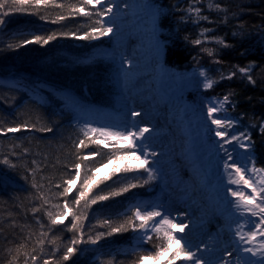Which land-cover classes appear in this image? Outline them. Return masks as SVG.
<instances>
[{
	"label": "trees",
	"instance_id": "16d2710c",
	"mask_svg": "<svg viewBox=\"0 0 264 264\" xmlns=\"http://www.w3.org/2000/svg\"><path fill=\"white\" fill-rule=\"evenodd\" d=\"M152 1L164 11L160 18L165 32L163 63L177 70L206 71L218 81L208 90L209 97L222 99L231 94L228 109L249 127L256 166L264 167V132L260 131L264 125V0ZM209 4L213 7L209 8ZM82 5L83 0H55L47 7L12 12L5 18V25L0 26V128L29 125L19 132L0 133V264H24L25 260L32 264L33 255L37 258L35 264H43L44 260L49 264H90L95 253L99 264H136L140 256L158 261L170 252L168 249L155 257V251L163 247L155 236L144 251L137 250L132 243L137 231L128 228L101 237L94 245L96 249L91 247L93 244L81 243L73 257L62 260L66 247L71 246L79 231L70 230L71 216L62 225H52L48 212L54 218L67 203L81 217L77 223L86 241L89 236L95 238L99 233L110 232L112 227L126 225L133 210H127V205L120 204L117 198L131 190L151 187H141L136 182V187L120 196L90 204L96 195H107L130 184L126 183L129 176L125 173L99 183L96 171L101 166L111 161L125 164V157H119L123 149L101 143L93 135L85 137L76 111L67 105L63 95L65 91L80 94L86 90L99 103L108 100L102 90L104 71L99 60L86 61L85 53L76 52L78 44L85 48L99 39L84 38L86 32L99 26L95 15H76L74 10ZM190 6L199 8V15L208 19L193 22L197 14L187 12ZM84 7L85 11L91 10ZM60 16L64 19H57ZM204 29L211 31L201 35ZM53 33L56 39L46 45L8 47L36 35L47 38ZM213 37L223 38L228 46L219 45ZM196 39L202 43L193 44ZM205 48L212 49V53L203 51ZM237 67H249L254 83L242 76ZM232 72H236L234 77L221 79ZM12 73L15 77L10 81L6 77ZM33 124L35 128L31 127ZM43 128L51 131H41ZM81 140L85 146L80 145ZM5 159L9 163H4ZM88 176L92 177L87 197L90 206L85 208L84 200L74 205ZM68 180H77V184L70 186L72 190L67 195H61L69 187ZM13 256L17 257L15 261Z\"/></svg>",
	"mask_w": 264,
	"mask_h": 264
},
{
	"label": "bare ground",
	"instance_id": "6f19581e",
	"mask_svg": "<svg viewBox=\"0 0 264 264\" xmlns=\"http://www.w3.org/2000/svg\"><path fill=\"white\" fill-rule=\"evenodd\" d=\"M110 2L118 5L109 22H114L111 35L122 54L126 71L121 85L127 95L123 103L136 101L134 107L125 109V114L140 113L134 117L140 120L139 128L151 130L143 145L150 156L159 154L163 163L158 179V186L163 190L159 203L170 202L177 226L189 225L180 234L191 241L193 250L195 246L200 247L198 255L205 264H224L225 260L235 261L238 257L242 260L246 254L237 250L235 240L238 238L233 232L237 221L245 223V219L240 218L229 203L235 198L226 194V178L220 167L223 155L217 153L207 120L197 115L188 101L186 83L160 65L163 57L159 53L156 24L145 7L146 2ZM150 143L152 147H148ZM229 187L236 190V186ZM250 192L251 189H247L245 195ZM248 230L249 227H245V231ZM227 251L233 252L231 258L226 256Z\"/></svg>",
	"mask_w": 264,
	"mask_h": 264
},
{
	"label": "snow or ice",
	"instance_id": "6c2138e0",
	"mask_svg": "<svg viewBox=\"0 0 264 264\" xmlns=\"http://www.w3.org/2000/svg\"><path fill=\"white\" fill-rule=\"evenodd\" d=\"M50 4H55V0H0V26L5 25L6 17L12 12H28L29 7L39 8L41 6L47 7ZM105 4L107 6L105 7ZM84 5L93 6L92 10L85 11ZM95 6H99L98 8ZM7 7V10L4 11ZM63 7V5H60ZM118 7L117 4H113L110 0H83V5L78 9H75L76 15L83 14L91 18L93 15L99 17L95 21V24L99 25V29L93 28L91 31L86 32L84 38L86 39H96L98 37L105 36L109 33H113V24L114 22H109L104 20V17H110L114 14L115 9ZM127 7V5H126ZM145 7L148 8L153 16V23L155 25L156 18L161 14L160 9H156L154 4H145ZM209 8H212L213 5L209 4ZM217 9L220 8V5H215ZM189 14L195 12L197 14L196 20L193 22H198L199 20H207L208 17L200 16L199 8L189 7L187 9ZM42 19L44 17H41ZM57 19L63 20L64 17L60 16ZM211 31L210 29H204L201 35L204 33ZM71 35H75V33H71ZM56 34L53 33L48 35L47 38L43 36L36 35L33 39L22 40L19 44H9V48H19L22 46H26L32 43L46 45L49 41L55 40ZM219 45L227 47L228 45L225 43L223 38L213 37ZM195 45H200L202 41L200 39H196L192 41ZM203 51L211 54L212 49L205 48ZM159 63V60L157 61ZM131 64V62H129ZM121 66L123 67V60H121ZM237 71L245 76L250 82H253L252 76L250 75L249 67H237ZM236 75V72H232L228 77L224 78H232ZM175 76V73H174ZM199 79L196 80L195 85L197 89H200L202 86L203 89L209 90L212 89L214 83L218 81H214L209 77L206 71L198 72ZM231 94H225L222 99H218L216 101H210L209 105L204 109L205 119L209 124V132L216 138H218L215 143L217 146V153H223V156L220 159V167L223 169L224 177L226 178L225 191L226 194H230L231 197H234L235 200L229 201L230 205L234 206V212L239 213L240 218L245 219V223H239L237 221V226L233 232L235 238V244L237 246V250L243 255V259L241 260L239 257L235 260H225L224 264H264V167H257L256 161L253 158L252 147L253 142L251 140V133L246 131H238L239 121L235 118H232L228 115V105L231 103L230 101ZM132 116H139L140 113L132 112ZM214 126V127H213ZM28 124H21L16 128H0V133L7 132H19L21 129L28 128ZM32 128L36 126L31 125ZM41 131H51L50 128L40 129ZM150 129L148 127L136 128L135 125L131 129H125L124 131H111L108 129H96L92 128L91 125H86V130L84 131L85 137L88 136L89 132L97 133L106 138L108 137H118L120 139L128 140L131 143V148L137 151L143 152L144 146L143 141L147 139L146 134L150 133ZM261 132H264V125L261 126ZM232 133L229 135V133ZM102 143V141H101ZM81 146L84 145V141H80ZM232 147V151H229V147ZM243 150L244 156L242 159H238L233 155L236 148ZM27 151V149H25ZM153 156L156 153H152ZM136 159H140L139 156H136ZM4 163H9L7 159L4 160ZM15 167V165H12ZM75 167H79V165H75ZM139 168L145 169L148 173L147 180L144 181L145 184L149 183V181L156 178L153 173V169L147 166V159L145 157L144 163L138 166ZM125 171H129L130 169L125 168ZM79 173H77V176ZM247 177V178H246ZM92 177L88 176L84 179V182L81 186V190L78 193V196L74 198V205H80L81 200L85 201L84 207H89L88 202V190H90ZM107 179V178H105ZM99 183H104V180H101ZM67 184L69 187H66L61 195H67L72 189L71 184L72 180H68ZM231 186H236V190H233ZM246 186V187H245ZM136 187L135 184H131L128 187L121 188L119 191L110 192L107 195H96L91 199L90 204H96L97 201H105L108 200L110 196H120L124 192H128L129 188ZM247 189H251V192L248 195H245V191ZM63 211H60L58 215L53 218V213L48 212V216L51 218L52 225H62L65 220L68 219L69 216L72 217L71 229L79 231V235L74 237L71 241V246H67L66 250L63 253L62 260L67 261L70 257H73L77 252V245L81 243H90L95 245L101 237L108 235L111 236L113 233H119L123 231H127L128 228L133 229L134 231L142 232V240H146L151 242L152 235H149L151 232L153 235H156L157 238H160L162 233L164 242L163 247L160 248L159 251H155V257L159 258V256L168 251L171 248L172 244L175 243L180 245L173 252V260L182 259L185 264H205L201 255L198 253L201 252L199 246H195V250H193L194 246L191 241L187 240L184 236H178L177 232H173V228H177L179 233H184L185 229L189 227L188 224L181 223L180 225H176L174 223L175 217L171 215V209L164 207L163 205L156 204L151 206V210L148 207H144L143 210L141 206H136L132 216L127 220L126 225L121 224L119 227H112L110 232L107 233H99L95 236V238L89 236L85 241L84 233L80 230L78 221H80L81 217L76 215L75 212L72 211L68 207V204L65 203L63 205ZM163 209V211H161ZM34 211H38L34 210ZM182 216H187V213H181ZM252 218H257L253 220ZM139 221V223H137ZM105 224L110 225V221H104ZM245 227H249L248 231H245ZM184 240V244L181 245L180 241ZM43 245L44 241L41 240L39 242ZM51 243H55V241H51ZM204 248H207V245H204ZM42 251V250H41ZM181 253H184L183 257H181ZM25 255H28L27 253ZM226 256L231 258L233 256L232 251H227ZM145 257L140 256L136 262V264H142V261ZM13 261L17 259L16 256H13ZM32 264H35L36 256H32ZM11 264V262H10ZM24 264H29L28 260L24 261ZM43 264H49L48 260H44ZM108 264H112V261H108Z\"/></svg>",
	"mask_w": 264,
	"mask_h": 264
},
{
	"label": "rangeland",
	"instance_id": "374dc122",
	"mask_svg": "<svg viewBox=\"0 0 264 264\" xmlns=\"http://www.w3.org/2000/svg\"><path fill=\"white\" fill-rule=\"evenodd\" d=\"M146 2V4H154L156 9L161 10V14L156 18V35H157V42L159 44V53L161 57L164 55L165 49V38L163 37L165 32L164 29L161 27L160 18L163 14V10L156 5L152 0H141ZM88 6V5H86ZM91 10L93 6H88ZM99 7V6H95ZM96 19H99L98 16L95 15ZM110 17H104V20H109ZM99 26V25H98ZM109 33L105 36L99 37L95 41H92L89 45L85 48H82L79 44L76 46V52L85 53L86 61L91 59L99 60L101 66L103 67V74H101L102 80V90L107 95L108 100L105 101H95L93 97H91L88 91H82V93H74L72 91H65L63 92L65 102L70 108H74L76 111L75 117L78 120V124L81 129L84 131L86 130V125H91L92 128L96 129H108L111 131H124L125 129H131L132 123H135V127L139 128V121L134 116L125 114V109H130L136 105V101H132L130 103H123V98H125L126 93L121 90V85L123 84V75L126 73L124 66H121L122 54L119 52V47L113 41V37ZM90 51V52H88ZM88 53L91 55L87 56ZM161 66H166L163 62H160ZM168 70L172 73H175L177 79L183 81L187 85L186 95L188 96V101L190 102L191 106L196 109L197 115L201 116V118L205 119L204 109L209 105L210 101H216L221 98L217 97H209L211 96L208 90H205L200 87V89L196 88L195 82L198 77L199 71H204L202 69H186V70H177L175 68H171L166 66ZM14 75L9 74L6 78L14 80ZM39 92V91H37ZM187 102V101H186ZM133 112V111H132ZM131 112V113H132ZM228 115L232 118H235L239 121L238 124V131H249L248 126H244L239 117L234 116L230 110L228 109ZM214 127V126H213ZM89 135H93L94 137L100 138V141L104 143H112L118 149H123L122 155L119 157H125V164L117 163V162H108L105 165L101 166L96 173L98 174V179L104 180L105 182L110 180L113 176L118 177L121 173H125L129 176V180L126 182L127 184H133L139 182L141 187L151 186L148 189L141 190V191H134L131 190L127 195L119 197L120 204L127 205V210L131 211L135 209L136 206H141L142 210L144 207H148L151 210L152 205L160 204L159 197L163 194V190H160L158 186V179L161 175V170L163 168V163L159 159L158 155H151L148 153V148L144 147V151L140 152L135 149L131 148V143L128 140L120 139L118 137H104L97 133L89 132ZM232 133L230 132L229 135ZM217 140L218 138L215 137ZM213 143H215V140ZM216 144V143H215ZM144 146V145H143ZM148 147H152L151 143ZM229 147V151H231L232 147ZM216 151V150H215ZM252 151V150H251ZM223 155V153H222ZM235 156L242 159L244 156L243 150L239 149L238 147L234 153ZM136 156H139L140 159H136ZM145 157L147 159V166L153 169V173L156 176L155 179L149 181V183L145 184L144 181L148 178V173L143 168H139L138 166L144 163ZM254 158V155H253ZM128 168L129 171H125L124 169ZM107 178V179H105ZM247 178V177H246ZM132 181V182H131ZM77 184V180L72 183V187H75ZM116 201V200H114ZM112 201V202H114ZM111 202V201H110ZM163 205L166 208H170V202H165ZM163 211V209H161ZM175 223V221H174ZM176 224V223H175ZM177 225V224H176ZM173 232H177L178 236H181L176 228L172 229ZM149 235L152 237H157L149 232ZM186 237L185 235H182ZM159 242L163 244L164 238L161 233L160 238L157 239ZM134 246L137 250L144 251L145 247L148 245L149 241L142 240V232H136L133 238ZM180 244H184V240L180 241ZM180 245L175 243L172 244L170 252L164 255L160 260L156 261L151 257H146L143 259L142 264H166V262L172 258L169 264H185L182 259H175L173 260V252L176 250ZM92 248L96 249L93 245ZM184 253H181V257H183ZM90 264H99V257L95 253L93 256L90 257Z\"/></svg>",
	"mask_w": 264,
	"mask_h": 264
}]
</instances>
